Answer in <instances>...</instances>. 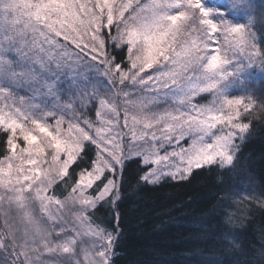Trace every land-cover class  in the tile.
<instances>
[{
	"label": "snow or ice",
	"instance_id": "obj_1",
	"mask_svg": "<svg viewBox=\"0 0 264 264\" xmlns=\"http://www.w3.org/2000/svg\"><path fill=\"white\" fill-rule=\"evenodd\" d=\"M257 9L0 0V264H118L130 190L231 167L264 123Z\"/></svg>",
	"mask_w": 264,
	"mask_h": 264
},
{
	"label": "trees",
	"instance_id": "obj_2",
	"mask_svg": "<svg viewBox=\"0 0 264 264\" xmlns=\"http://www.w3.org/2000/svg\"><path fill=\"white\" fill-rule=\"evenodd\" d=\"M129 174L135 176V166ZM251 191L252 199L242 198ZM260 192L264 123L254 122L233 167L203 172L190 183L130 190L118 264H264V210L254 198ZM218 204L229 207L230 218ZM222 233L231 235L225 240Z\"/></svg>",
	"mask_w": 264,
	"mask_h": 264
},
{
	"label": "rangeland",
	"instance_id": "obj_3",
	"mask_svg": "<svg viewBox=\"0 0 264 264\" xmlns=\"http://www.w3.org/2000/svg\"><path fill=\"white\" fill-rule=\"evenodd\" d=\"M262 14H264V13H262ZM262 14H261V15H262ZM238 18H239L240 20H245V19H246L244 16H243V17L240 16V17H238ZM252 87H253L254 89H257V88H258V86H252ZM246 139H247V137H246ZM246 139H245V140H246ZM244 142H245V141H244ZM244 142H243V143H244ZM241 146H242V145H241ZM235 163H236V160H235L234 164H235ZM234 164H233L231 167H233ZM225 168H230V167H225ZM246 188H247V187H246ZM243 194H244V195H243L242 198H247V199L250 200V199H252V197H253V195H254V192L251 191V192H249V193L246 192V193H243ZM242 198H241V199H242Z\"/></svg>",
	"mask_w": 264,
	"mask_h": 264
}]
</instances>
